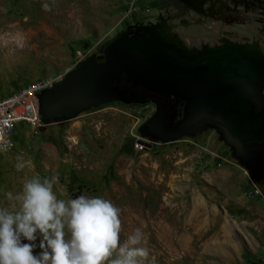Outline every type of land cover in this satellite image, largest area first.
<instances>
[{
  "label": "rangeland",
  "instance_id": "rangeland-1",
  "mask_svg": "<svg viewBox=\"0 0 264 264\" xmlns=\"http://www.w3.org/2000/svg\"><path fill=\"white\" fill-rule=\"evenodd\" d=\"M192 1L0 0V98L77 68L79 53L102 55L129 27L159 22L187 51L236 43L264 60V0ZM155 111L116 100L41 127L19 124L0 151V202L27 178L56 176L60 198L86 193L119 207L122 239L142 227L151 264H264V177L210 125L153 139L142 125ZM18 155L29 161L20 172Z\"/></svg>",
  "mask_w": 264,
  "mask_h": 264
},
{
  "label": "water",
  "instance_id": "water-1",
  "mask_svg": "<svg viewBox=\"0 0 264 264\" xmlns=\"http://www.w3.org/2000/svg\"><path fill=\"white\" fill-rule=\"evenodd\" d=\"M133 29L137 31L134 32ZM232 53L242 56L238 46L190 52L169 41L156 40L146 26L129 27L104 47L102 55L84 60L61 82L40 96L42 121L48 123L69 120L111 101L130 102L119 85L122 75L127 82L135 86L142 85L151 89L158 85L170 87L172 91L183 94L190 100L196 97L193 89L213 96L220 92L221 87L197 82L189 71L193 70L196 64L221 61L220 58L236 61ZM248 64L254 70L250 72L245 66H241L240 73L255 80L257 69L253 64ZM247 99L253 104L254 115L264 107V79L256 89L248 91ZM153 102L156 111L142 125V130L153 139L162 142L173 141L184 136H193L210 125L221 133L243 166L250 171L254 166L264 168V145L251 144L247 148L245 142L249 141L250 136H239L240 133L236 129L239 126H236L232 119L230 122L226 120L228 114L221 113L220 106L201 109L194 107L179 122L178 127L170 128L166 123L162 103L158 100ZM199 119H202V122L188 133L185 127L194 125ZM239 132L244 131L239 128ZM254 132L253 128L249 130V134Z\"/></svg>",
  "mask_w": 264,
  "mask_h": 264
},
{
  "label": "clouds",
  "instance_id": "clouds-1",
  "mask_svg": "<svg viewBox=\"0 0 264 264\" xmlns=\"http://www.w3.org/2000/svg\"><path fill=\"white\" fill-rule=\"evenodd\" d=\"M9 146L0 144V151ZM16 160L17 172L29 164L23 155ZM56 184V176L37 175L3 194L0 264H151L142 227L122 239L121 209L110 199L60 198Z\"/></svg>",
  "mask_w": 264,
  "mask_h": 264
},
{
  "label": "flooded vegetation",
  "instance_id": "flooded-vegetation-1",
  "mask_svg": "<svg viewBox=\"0 0 264 264\" xmlns=\"http://www.w3.org/2000/svg\"><path fill=\"white\" fill-rule=\"evenodd\" d=\"M183 3L189 7H194L192 0H183ZM146 27H148L156 40L167 41L165 29L161 22L154 24L153 27ZM132 31L136 32L137 29H133ZM131 36L134 35L131 34ZM226 46H238L242 52V56L232 53V56L237 59L236 61L231 62L228 58H220L219 60L221 61L196 64L195 68L189 71L197 82L221 87L220 92L213 96L202 94V92L193 89L196 97L194 100H190L185 95L172 91L170 87L165 88L158 85L151 89L142 85L135 86L133 83L127 82L124 75L121 76L119 85L127 99L151 103H154L153 100L160 101L165 110L167 126L170 128L178 127L179 122L194 107L201 109L203 107L220 106L221 109L219 111L228 114L226 120L230 122L232 119L235 125L239 126L236 128L237 132L240 133L239 136H250L249 141L245 142L247 148L251 144L264 145V107L254 115L252 111L253 104L247 99L248 91L256 89L264 79L262 78L264 74V60L253 49L241 44H227L214 49ZM248 63L253 64L255 69H257L255 80H252L248 75L240 73L241 66H245L250 72L254 70ZM201 122L202 119H199L194 125L185 127V130L189 133ZM239 128L243 129L244 132H239ZM251 128L254 129V134H249ZM251 172L255 177H264V168L261 166H254Z\"/></svg>",
  "mask_w": 264,
  "mask_h": 264
},
{
  "label": "built area",
  "instance_id": "built-area-1",
  "mask_svg": "<svg viewBox=\"0 0 264 264\" xmlns=\"http://www.w3.org/2000/svg\"><path fill=\"white\" fill-rule=\"evenodd\" d=\"M83 59V55L79 53L78 62H83ZM72 70L73 68H70L55 78L37 79L5 98H0V144L7 142L10 145L7 150L12 147L13 136L19 124L25 123L36 127L44 124L40 114V96L61 82ZM136 148L143 150L145 145L137 143Z\"/></svg>",
  "mask_w": 264,
  "mask_h": 264
}]
</instances>
